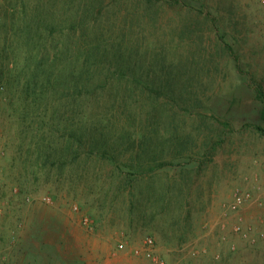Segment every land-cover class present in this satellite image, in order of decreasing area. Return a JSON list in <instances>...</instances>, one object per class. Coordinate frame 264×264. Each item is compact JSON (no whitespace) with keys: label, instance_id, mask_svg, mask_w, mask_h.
Segmentation results:
<instances>
[{"label":"trees","instance_id":"obj_1","mask_svg":"<svg viewBox=\"0 0 264 264\" xmlns=\"http://www.w3.org/2000/svg\"><path fill=\"white\" fill-rule=\"evenodd\" d=\"M192 1H0L5 145L22 177L56 170L86 180L123 196L144 220L153 206L175 205L180 242L192 228L194 174L227 127L211 101L232 50L219 8ZM237 1H218L236 25ZM254 91L264 103V86ZM176 168L178 175L163 173Z\"/></svg>","mask_w":264,"mask_h":264},{"label":"rangeland","instance_id":"obj_2","mask_svg":"<svg viewBox=\"0 0 264 264\" xmlns=\"http://www.w3.org/2000/svg\"><path fill=\"white\" fill-rule=\"evenodd\" d=\"M218 1L206 2L213 13L219 8L232 50L222 62L227 74L211 110L227 127H221L224 138L210 161L194 174L186 200L191 230L176 241L174 219L180 210L175 205L153 206L155 216L144 220L123 196L114 199L113 191L86 180L56 170L22 177L5 145L8 94L0 85V264H154L132 250L147 237L168 264H264V179L259 176L264 177V103L254 91L256 83L264 86V5L238 0L242 22L236 25L226 3ZM163 173L173 176L179 170ZM238 194L245 201L233 210Z\"/></svg>","mask_w":264,"mask_h":264},{"label":"built area","instance_id":"obj_3","mask_svg":"<svg viewBox=\"0 0 264 264\" xmlns=\"http://www.w3.org/2000/svg\"><path fill=\"white\" fill-rule=\"evenodd\" d=\"M261 5H264V0H258ZM250 197L251 194H247ZM245 201V195L238 194L231 204L233 210H237ZM124 244L120 243L119 248H124ZM133 253L136 256H144L151 260L154 264H168L166 260L157 254L155 240L151 237L145 238L141 244L133 247Z\"/></svg>","mask_w":264,"mask_h":264},{"label":"crops","instance_id":"obj_4","mask_svg":"<svg viewBox=\"0 0 264 264\" xmlns=\"http://www.w3.org/2000/svg\"><path fill=\"white\" fill-rule=\"evenodd\" d=\"M259 176H260V182H263V181H264V180H263V179H264L263 175H262V174H259ZM262 180H263V181H262ZM259 187H260V186H259ZM261 194L264 195V191H263ZM38 233H39V232H38ZM38 233H37V234H38Z\"/></svg>","mask_w":264,"mask_h":264}]
</instances>
